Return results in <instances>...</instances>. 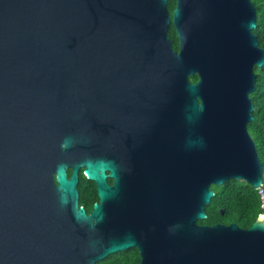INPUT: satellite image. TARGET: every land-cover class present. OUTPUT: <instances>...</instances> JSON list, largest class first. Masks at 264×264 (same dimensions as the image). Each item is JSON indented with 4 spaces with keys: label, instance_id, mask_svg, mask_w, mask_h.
Returning a JSON list of instances; mask_svg holds the SVG:
<instances>
[{
    "label": "water",
    "instance_id": "95a60500",
    "mask_svg": "<svg viewBox=\"0 0 264 264\" xmlns=\"http://www.w3.org/2000/svg\"><path fill=\"white\" fill-rule=\"evenodd\" d=\"M168 3L0 0V264H96L131 248L141 264H264V214L250 229L198 223L212 185L264 186L248 130L264 66L256 8ZM136 145L148 149H111ZM82 169L101 199L90 215Z\"/></svg>",
    "mask_w": 264,
    "mask_h": 264
},
{
    "label": "trees",
    "instance_id": "16d2710c",
    "mask_svg": "<svg viewBox=\"0 0 264 264\" xmlns=\"http://www.w3.org/2000/svg\"><path fill=\"white\" fill-rule=\"evenodd\" d=\"M251 1L257 12V28L254 34L258 38L259 46L264 48V0ZM175 7L176 0H169L168 8L171 14ZM169 36L174 49L179 50V41L174 27L171 28ZM255 72L256 91L250 96L255 107L254 121L248 125V130L256 144L257 153L263 165L264 179V66L261 69L256 68ZM190 80L196 83L199 77L195 75ZM71 174L72 171H70ZM80 179L82 183L87 180L83 170L80 173ZM211 189L215 192V196L211 204L206 207L207 219L198 221L200 225L235 223L242 229H250L259 216L264 214L259 191L244 181L231 179L222 186L212 185ZM84 203L88 209L94 204V202Z\"/></svg>",
    "mask_w": 264,
    "mask_h": 264
},
{
    "label": "flooded vegetation",
    "instance_id": "af4514ba",
    "mask_svg": "<svg viewBox=\"0 0 264 264\" xmlns=\"http://www.w3.org/2000/svg\"><path fill=\"white\" fill-rule=\"evenodd\" d=\"M111 149H148L147 146H132L128 148H111ZM83 170V169H82ZM81 170V171H82ZM135 170H136V164H135ZM141 170L144 173L146 171V163L143 162L141 164ZM70 171L71 169L68 170V176L70 177ZM80 171V173H81ZM80 175V174H79ZM107 184L109 187H113L115 185V179L109 177V172H107ZM87 179V178H86ZM150 184V185H147ZM152 182L147 181L146 179H141L139 184L134 183V190L136 193H139L140 197L138 194L135 193V197H139V206L142 209V211L146 210L147 208V201H146V196L153 191ZM78 191L80 194V199H79V208H84L86 210L87 215H90L92 212L93 206L95 204H100L101 199L98 193V187L95 182L91 180H86L84 183H82L81 179L79 180L78 184ZM84 202H94L93 206L88 209L86 206V203ZM141 264L142 263V256L141 252L138 248H131L126 251L118 252L112 255L107 256L103 260L97 262L96 264Z\"/></svg>",
    "mask_w": 264,
    "mask_h": 264
},
{
    "label": "built area",
    "instance_id": "2783aa9c",
    "mask_svg": "<svg viewBox=\"0 0 264 264\" xmlns=\"http://www.w3.org/2000/svg\"><path fill=\"white\" fill-rule=\"evenodd\" d=\"M259 191V195H260V199H261V203H262V209L264 210V186L260 187L258 189Z\"/></svg>",
    "mask_w": 264,
    "mask_h": 264
},
{
    "label": "bare ground",
    "instance_id": "6f19581e",
    "mask_svg": "<svg viewBox=\"0 0 264 264\" xmlns=\"http://www.w3.org/2000/svg\"><path fill=\"white\" fill-rule=\"evenodd\" d=\"M263 219H264V216H263Z\"/></svg>",
    "mask_w": 264,
    "mask_h": 264
}]
</instances>
